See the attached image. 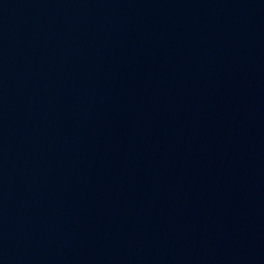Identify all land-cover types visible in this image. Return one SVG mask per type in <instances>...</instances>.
<instances>
[{
	"label": "water",
	"instance_id": "water-1",
	"mask_svg": "<svg viewBox=\"0 0 264 264\" xmlns=\"http://www.w3.org/2000/svg\"><path fill=\"white\" fill-rule=\"evenodd\" d=\"M202 0H0V102Z\"/></svg>",
	"mask_w": 264,
	"mask_h": 264
}]
</instances>
